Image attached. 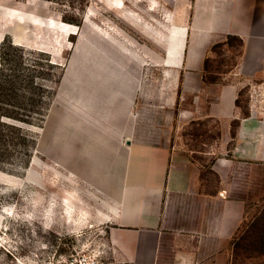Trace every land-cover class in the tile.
Segmentation results:
<instances>
[{
  "label": "rangeland",
  "instance_id": "rangeland-1",
  "mask_svg": "<svg viewBox=\"0 0 264 264\" xmlns=\"http://www.w3.org/2000/svg\"><path fill=\"white\" fill-rule=\"evenodd\" d=\"M193 10L188 0H0V264H126L94 221L92 162L102 152L74 123L105 121L127 101L160 118L170 96L175 114L204 109L218 86L228 88L240 42L208 34ZM245 100L246 88L238 105ZM201 122L207 128L193 120L181 133L209 153L215 131ZM232 132L223 126L224 141ZM210 158L201 164L213 192ZM254 172L253 195L240 189L248 201L227 264H264V169Z\"/></svg>",
  "mask_w": 264,
  "mask_h": 264
},
{
  "label": "crops",
  "instance_id": "crops-1",
  "mask_svg": "<svg viewBox=\"0 0 264 264\" xmlns=\"http://www.w3.org/2000/svg\"><path fill=\"white\" fill-rule=\"evenodd\" d=\"M188 1L194 4V14H202L200 24L210 22L208 34L240 42L230 86H218L204 109H180L175 114L178 97L170 96L160 118L152 112L143 117V110L132 111L127 101L105 121L86 128L74 123L97 146L94 150L102 152L95 156L98 165L92 162L94 172L96 167L100 170L94 177V221L108 228L109 242L119 243L117 250L126 264H159L163 258L172 264H227L248 201L240 189L247 197L249 191L253 195L254 166L264 169V0ZM244 88L246 100L240 107L237 101ZM208 97L194 96L193 102L201 105ZM111 98L105 105L111 106ZM137 99L133 97V104ZM193 120L204 128L207 123L201 120L211 121L215 137L209 153L191 149L181 133ZM223 126L233 129L226 141ZM227 145L231 156L216 159ZM82 149L88 161L90 150ZM212 155L215 186L209 192L201 163Z\"/></svg>",
  "mask_w": 264,
  "mask_h": 264
},
{
  "label": "bare ground",
  "instance_id": "bare-ground-1",
  "mask_svg": "<svg viewBox=\"0 0 264 264\" xmlns=\"http://www.w3.org/2000/svg\"><path fill=\"white\" fill-rule=\"evenodd\" d=\"M198 26H199V25H198ZM195 29H196V28H195ZM196 30H198V29H196ZM166 52H167V51H166ZM167 62H170V60H167ZM52 63H54V64H55L56 62H52Z\"/></svg>",
  "mask_w": 264,
  "mask_h": 264
}]
</instances>
